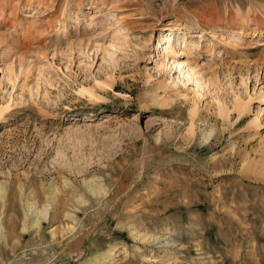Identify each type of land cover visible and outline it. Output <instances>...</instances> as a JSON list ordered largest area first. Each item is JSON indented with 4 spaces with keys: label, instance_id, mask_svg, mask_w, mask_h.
I'll return each instance as SVG.
<instances>
[{
    "label": "rangeland",
    "instance_id": "1",
    "mask_svg": "<svg viewBox=\"0 0 264 264\" xmlns=\"http://www.w3.org/2000/svg\"><path fill=\"white\" fill-rule=\"evenodd\" d=\"M0 108V264H264V0H0Z\"/></svg>",
    "mask_w": 264,
    "mask_h": 264
},
{
    "label": "bare ground",
    "instance_id": "2",
    "mask_svg": "<svg viewBox=\"0 0 264 264\" xmlns=\"http://www.w3.org/2000/svg\"><path fill=\"white\" fill-rule=\"evenodd\" d=\"M254 29V28H253ZM184 40L183 37H178L177 39L169 36L166 40V46H165V49H164V57H165V60L169 57L168 60H172V63L171 65L175 66L179 72L184 76L186 77L187 79V82H191L195 85V88L198 89V91H201L205 88V85L204 83L200 82V78H198V72L196 71V69L194 67H192L191 65H189L188 63L186 62H182V61H179L177 59H175V56L179 55L180 54V51H181V46H182V41ZM179 47V48H177ZM165 62V61H164ZM163 62V63H164ZM167 62V61H166ZM165 62V66L169 65ZM169 63V62H168ZM182 76V77H183ZM198 94V93H197ZM91 95V94H90ZM199 96V95H198ZM238 107V106H237ZM240 107V106H239ZM241 108V107H240ZM3 109L0 108V113H2ZM210 135H207V137H205V139H208ZM90 187V186H89ZM92 187V186H91ZM90 187V190L92 191V188ZM6 184H1L0 185V198H1V201L3 200L5 202V198H6ZM52 189V188H51ZM100 190V189H99ZM89 191V190H88ZM52 192H49L48 193V199L50 201L51 199V196H52ZM47 199V200H48ZM51 203H47L44 207H43V210L38 212L37 215L40 217H42L43 220H46V217H47V214H48V210H49V206H50ZM28 210L30 212H32V206L30 205ZM35 210V209H34ZM34 213V212H33ZM41 219V220H42ZM39 222V220H37ZM37 221L35 222L37 224ZM35 225V224H34ZM4 230V228L0 225V232L2 233V231ZM1 235V234H0ZM110 255V253H109ZM111 256H106L104 255V257H96L94 258V262L92 261V264H103V262L109 258Z\"/></svg>",
    "mask_w": 264,
    "mask_h": 264
}]
</instances>
